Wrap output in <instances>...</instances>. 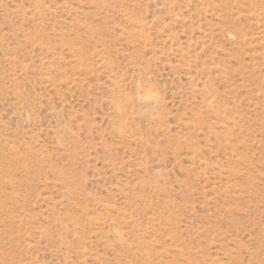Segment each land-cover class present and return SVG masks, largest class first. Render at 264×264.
Here are the masks:
<instances>
[{"label":"rangeland","instance_id":"obj_1","mask_svg":"<svg viewBox=\"0 0 264 264\" xmlns=\"http://www.w3.org/2000/svg\"><path fill=\"white\" fill-rule=\"evenodd\" d=\"M0 264H264V0H0Z\"/></svg>","mask_w":264,"mask_h":264}]
</instances>
